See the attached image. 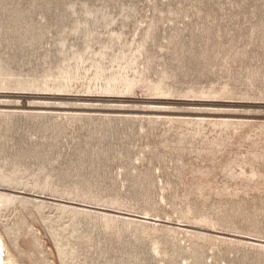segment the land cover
I'll use <instances>...</instances> for the list:
<instances>
[{"label": "rangeland", "instance_id": "obj_1", "mask_svg": "<svg viewBox=\"0 0 264 264\" xmlns=\"http://www.w3.org/2000/svg\"><path fill=\"white\" fill-rule=\"evenodd\" d=\"M0 242L264 264V0H0Z\"/></svg>", "mask_w": 264, "mask_h": 264}, {"label": "bare ground", "instance_id": "obj_2", "mask_svg": "<svg viewBox=\"0 0 264 264\" xmlns=\"http://www.w3.org/2000/svg\"><path fill=\"white\" fill-rule=\"evenodd\" d=\"M4 261H5V259H4L3 247H2V244L0 242V264H4ZM6 264H11V263H6Z\"/></svg>", "mask_w": 264, "mask_h": 264}]
</instances>
